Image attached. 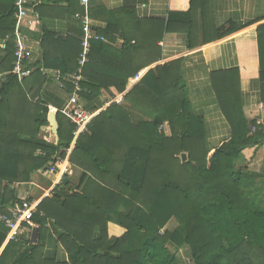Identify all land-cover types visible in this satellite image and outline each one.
<instances>
[{
    "label": "trees",
    "instance_id": "1",
    "mask_svg": "<svg viewBox=\"0 0 264 264\" xmlns=\"http://www.w3.org/2000/svg\"><path fill=\"white\" fill-rule=\"evenodd\" d=\"M15 1L0 12V36L8 39L0 57V74H6L0 88V214L7 215L20 201L15 185L49 171L75 140V124L61 111L55 116L58 143L43 134L51 126L44 69L78 74L83 50L81 28L78 38L66 40L45 31L43 63L20 81L14 73ZM159 23L160 36L144 34L138 43L122 29L120 49L101 37L113 43L122 25H96L98 39H92L81 71V99L89 102L112 87L125 92L130 78L158 61L154 46L171 28L170 21ZM240 28H218L213 40ZM258 33L264 103V25ZM47 44L61 45L62 55L53 56ZM66 84L70 94L73 86ZM212 85L232 130L228 141L207 146L204 124L186 97L179 60L149 69L125 95L126 104L113 101L77 138L69 161L82 170L79 181L66 175L43 198L32 223L5 245L0 264H182L184 247L191 249L194 264H264V197L243 154L264 143L263 126L245 115L238 69L213 73ZM166 122L170 136L161 129ZM173 219L178 226L167 228ZM110 223L123 227L124 234L111 236ZM8 232L0 220V250ZM50 233L68 260L46 253Z\"/></svg>",
    "mask_w": 264,
    "mask_h": 264
},
{
    "label": "crops",
    "instance_id": "2",
    "mask_svg": "<svg viewBox=\"0 0 264 264\" xmlns=\"http://www.w3.org/2000/svg\"><path fill=\"white\" fill-rule=\"evenodd\" d=\"M7 1L9 0H0V12L7 7ZM40 1L26 0L30 10L28 16L18 25V30L28 45L27 65L32 67V70L40 66L44 60V32H53L56 39L78 38L81 28L80 16L84 12L80 0ZM37 5L38 9L35 10ZM90 14L98 29H105L114 23L122 25L119 29L120 34L113 35V43L101 37L116 49H120L124 42L122 29L129 34L132 43H138L142 41L144 34L154 38L160 36L159 21L166 23L170 21V30L156 41L152 54L154 57L160 54L161 58L141 72L144 76L149 69H154L158 65L162 66L176 60L181 62V77L186 97L191 111L204 124L206 142L210 149L220 147L232 135L230 124L219 106L212 85V74L217 71L239 70L245 115L249 120L260 123L264 131V103L261 98L263 82L258 37V28L264 25V0H207L205 4L202 0H91ZM141 22L142 24H139ZM230 25L242 28L225 38L213 40L216 29ZM7 42L6 37L0 36V57L6 54ZM46 47L53 56H61L63 53V49H59L61 45L56 49L48 44ZM56 70L59 69H44L49 77L45 84L44 96L51 107L62 108L70 94L57 84L54 78ZM5 76L6 74H0V88ZM136 84L137 82L130 78L125 92L119 93L112 87L111 90H103L101 96L89 102L82 100L81 103L87 109H96L98 115L116 97L123 96V102L119 104H126L125 95ZM161 129L168 136L171 135L167 122ZM48 132L50 133L49 129ZM46 139L58 142L57 135L52 132ZM243 154L248 169L257 175L254 180L262 189L259 190L260 195L264 197V143L246 148ZM71 170V179L77 183L83 172L76 166H71ZM50 174L48 171L38 172L31 182L16 184L18 199L39 204L43 198L51 195L54 187L59 184L60 175ZM47 176L51 177L49 182L44 181ZM124 232L123 227L114 223L109 224L111 236H120ZM46 243L47 254L55 255L60 261L68 260L69 257L57 240V235L48 234ZM5 245L6 243L0 254Z\"/></svg>",
    "mask_w": 264,
    "mask_h": 264
},
{
    "label": "built area",
    "instance_id": "3",
    "mask_svg": "<svg viewBox=\"0 0 264 264\" xmlns=\"http://www.w3.org/2000/svg\"><path fill=\"white\" fill-rule=\"evenodd\" d=\"M81 5L83 6L84 12L80 16V25L83 32L82 41V53L80 58V68L78 74H63L61 71L56 70L54 72V78L57 84L64 90H66V83H71L73 90L70 93V97L61 109L54 108L50 106V111L53 110L56 113L61 111L72 123L75 124L74 137L75 140L72 146L67 150V156L65 158L58 157L56 163L50 167L49 173L56 176L60 175L59 183L63 180L66 175L72 173L71 164L69 161L71 152L75 146L77 138L84 132L87 131L89 124L92 122L93 118L97 115L96 110H90L85 108L81 101V82L84 77L81 75L82 67L88 60V54L91 50L92 39H98L96 34V22L90 14L91 0H81ZM17 11L15 12V18L17 19L16 28V48H15V64L14 73L17 75L18 79L22 81L25 77L32 73V67L27 65L29 58V49L27 42L18 30V25L20 22L28 16L29 8L27 6L26 0H16L15 2ZM143 77V73L139 72L135 77H133V82H139ZM116 101L118 103L123 102V96L116 97L111 100V102ZM50 133L52 131V125L48 127ZM47 141L52 142L50 139ZM58 143V142H57ZM38 204L35 201L22 200L17 202L13 207L10 208L11 215L0 214V220L4 222L6 227L9 229L6 244L15 240L22 232L23 227L26 223H32V217L36 212Z\"/></svg>",
    "mask_w": 264,
    "mask_h": 264
},
{
    "label": "rangeland",
    "instance_id": "4",
    "mask_svg": "<svg viewBox=\"0 0 264 264\" xmlns=\"http://www.w3.org/2000/svg\"><path fill=\"white\" fill-rule=\"evenodd\" d=\"M48 127L44 129L43 134L45 135V137H49V132H48ZM187 155V154H186ZM51 175V174H50ZM53 176V175H51ZM44 178V177H43ZM51 179L50 176H47L44 178V181L49 182ZM42 182V180H41ZM178 226V222L176 219L171 220L168 224H167V228L169 229H174ZM164 231V229L162 230V232ZM27 234H25L24 236H26ZM33 235V234H32ZM179 257L181 258V263L182 264H194L193 260H192V252L191 249L189 247H184L181 248V250L179 251Z\"/></svg>",
    "mask_w": 264,
    "mask_h": 264
},
{
    "label": "water",
    "instance_id": "5",
    "mask_svg": "<svg viewBox=\"0 0 264 264\" xmlns=\"http://www.w3.org/2000/svg\"><path fill=\"white\" fill-rule=\"evenodd\" d=\"M55 116H56V112L53 111V110H51L50 111V120H51V125H52V131H53L54 134H56L57 129H58V124L55 121ZM186 158H187L186 153H183L182 159L183 160H186ZM37 232H38V229L35 227V229L33 231V235H32V239L33 240H36L37 239Z\"/></svg>",
    "mask_w": 264,
    "mask_h": 264
},
{
    "label": "clouds",
    "instance_id": "6",
    "mask_svg": "<svg viewBox=\"0 0 264 264\" xmlns=\"http://www.w3.org/2000/svg\"><path fill=\"white\" fill-rule=\"evenodd\" d=\"M57 114V113H56Z\"/></svg>",
    "mask_w": 264,
    "mask_h": 264
}]
</instances>
